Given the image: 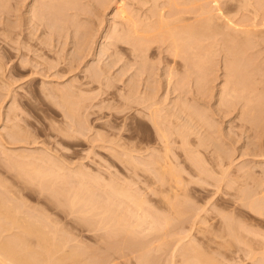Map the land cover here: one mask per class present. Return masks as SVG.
Segmentation results:
<instances>
[{"label": "rangeland", "instance_id": "374dc122", "mask_svg": "<svg viewBox=\"0 0 264 264\" xmlns=\"http://www.w3.org/2000/svg\"><path fill=\"white\" fill-rule=\"evenodd\" d=\"M144 1L38 0L33 21L36 0L0 6V202L17 211L6 222L0 207V224L37 220L44 234L20 235L31 250L18 245L43 263L76 247L85 263L106 257L105 263L138 264V255L117 259L110 247L121 241L108 234L117 227L106 225L121 217L136 225L137 215L154 217L159 229L168 222L148 264H183L181 255L205 259L216 204L232 207L240 192L264 198V37L244 40L240 30L219 29L215 18L198 23L193 13L186 25L194 31L179 24L178 33L161 19L174 14V0ZM188 1L176 9L191 7ZM195 1V8L205 4ZM223 1L237 24L255 20L264 31V0ZM86 38L92 41L82 52ZM158 159L169 160L166 176L181 188L173 214L171 193L154 182L162 178ZM112 187L146 200L144 211L115 198ZM234 217L264 236L257 216ZM150 226L137 228L139 239ZM3 235L0 242L10 238ZM41 239L47 242L36 247ZM65 239L74 241L66 246Z\"/></svg>", "mask_w": 264, "mask_h": 264}, {"label": "bare ground", "instance_id": "6f19581e", "mask_svg": "<svg viewBox=\"0 0 264 264\" xmlns=\"http://www.w3.org/2000/svg\"><path fill=\"white\" fill-rule=\"evenodd\" d=\"M4 1L6 3L7 0H0L1 8H2V6L4 7V5H5V7L9 8V5H8L9 2L5 4ZM22 1L24 2L25 0H19V2L23 3ZM37 1L38 0H36V2H34L32 4L31 9H32V11H34L33 17L31 18L32 21H33L34 17H37L39 15L38 8L35 7V4L37 3ZM178 1L179 0L176 1L177 4H179ZM185 1H187V0H185ZM191 1H193V2H191ZM191 1L189 2L190 3L189 5L191 7L187 8L186 10H184L185 7H182V6H187V4H183L182 6H180L179 8L182 7L181 9H179V8L176 9L177 4L175 3V0L172 1V3H174V6L172 4V6L170 8L172 10V8L174 9V7H175L176 10L175 9L173 10V11H175L174 14H171L172 11L168 13L167 16L169 18L167 16H165L167 12H165V14L161 13V14H163V15H161V19L164 22L166 29L172 30L175 32L177 31L179 33L178 25L181 24L184 27H186V30L189 33L193 32L194 27L191 26L193 24L189 23V24H187L188 26L186 25V23L192 21L191 18L187 17L186 14L193 13V15L195 16V21H197L198 23L199 22H205L207 24V22L212 20V18H215V22H216L219 29H222V30L226 29L227 30L228 28H233V29L240 30L244 40H248L253 35L258 36L259 38L264 37V31L260 30L257 23H255V20H254V22H252L249 25L247 24V25L241 26V25L237 24L235 21V15H232V13H233L232 8L231 7H225V5H227L226 1H223V0H210V1L209 0H203V2L205 4L203 3L204 5H202V6L199 5L198 8H195L198 6V5H195L197 2L195 0H191ZM144 2H146V1H144ZM46 9L49 10L48 7H46ZM169 11H170V9H169ZM169 19H172V20H169ZM42 25H43V27L47 26L46 24H42ZM34 29H35V27H34ZM88 36H89V34H88ZM88 36H86V37H88ZM89 39L91 40L92 38H89ZM88 40L86 38V41L84 42L85 46L80 41V43H82V45H80V47H79L81 49V50L79 49L80 51H82L83 48L86 49L87 47H89L87 45ZM91 41H90V44H91ZM86 45H87V47H86ZM132 52L137 57H140L135 48L132 49ZM2 64L3 63L0 62V67L3 68V66H1ZM141 75H143V74H141ZM133 90H134V88H133ZM137 92H136V94H138ZM70 111L71 110H68V112H70ZM153 123H154V126L156 127V129L158 131V134L161 135V138L165 139L167 137V134L163 130L161 124L158 122V120H155V119H153ZM15 134L17 135L18 133L15 132ZM15 134H13V135H15ZM131 151H135V149L134 150L131 149ZM138 164H140V163H138ZM153 164L158 168L157 172L159 174H161V177H162L159 179L157 177H155L158 179L157 181H154L155 184L157 185V189L160 193H163L164 191H166L168 189V191L171 193V199H170V201H168L169 207H167V210L172 214L176 213L178 211L176 206L181 203L180 199H177V198H181L182 195L180 193V189H181V188H179L180 186H178V184L177 185H171V183H172L171 181H173V180L171 178H167V176H166L169 172L170 167H171V163L169 162V160H166L165 162H163V161H160L158 159V160H154ZM151 166H152V163H151ZM112 190H113V196L115 198L122 197V198H125L127 200H130L132 205L135 207V210L138 211V213L144 211L143 205L146 202V200H144L143 198H140L139 196L133 195L129 190L117 189V188H113V187H112ZM184 190H185L184 192H186L187 188ZM254 195L256 196V193ZM254 195L251 199H247V198H245L244 193L240 192L238 194L239 200H237V202H235V204L232 207L231 206L219 207V205L216 204L217 205L216 206L217 207L216 212L213 213V216H211V219H209L210 220L209 221V227L207 230V236H206V242H205L206 248H204V250L207 254V257H205V259H204L202 254H201V256L197 254L193 258L187 259L186 256L181 255V258H182L181 263H183V264H234V263L235 264H245V261H246L245 257H246L248 260L253 261V263H255V264H264V236L263 237L261 236L259 238L258 237L259 235H257V233H255V232H257V229L255 226H252V225H246L245 226L243 223H241V221H237L234 217V215L239 214V212H240V214L243 213V214H247L250 216L255 215L258 217L256 219H259L262 223H264V198H262V199L259 198L256 200ZM177 200H179L180 203H177L178 202ZM163 202L165 204H167L165 201H163ZM1 203L3 205H4V203L0 202V207H1V209L3 208L5 211V208L2 207L3 205ZM5 206L7 209L5 211L4 219L6 220V222H10L11 220H13L14 215H16L17 211L15 212L13 210L14 207L9 210L10 205H8L9 207H7V205H5ZM1 212L3 215V211H1ZM226 212H229L230 214H232L231 217L225 216ZM0 217H1L0 219H3L1 214H0ZM136 217H137V224L136 225H132V224L127 223V219L125 217L124 218L126 220L123 217H121V219H117V218L114 219L113 218V221H108L106 223V225H112L113 224L112 225L113 227L114 226L117 227L115 230H113V233L112 232L108 233L109 236H113V238L119 239L121 241V244L116 245V246L111 245L110 248L112 250H114V253L117 255L118 260L127 259L133 255H136V256L138 255L137 256L138 258L135 257L138 260V264H141V263L142 264H148L149 259H150L149 257H151L150 253H149L150 252L149 249L157 250L161 247L160 240H162L163 237H166V234L162 235L161 232H162V230L165 229V226L167 225L168 222L166 223L165 226H162V228L159 229V227L157 226L158 222H156L154 217H152L150 215L147 216L146 218H142V217H140V215H137ZM122 218L124 220H122ZM148 219H151V221H148ZM34 220H36V219H34ZM1 224H0V235H1L0 237H2L3 234H7V237H10V238L9 239L7 238L6 241L3 240L4 242L3 241L0 242V264H39L40 262H42V260H43L42 258H44V257L41 258L42 260L38 259V258L35 259L32 256H34V255L37 256V254H34L33 251H32L33 255L30 256L31 251L29 252L28 248H24L27 245L30 246V243L23 244V243H25V241H21L22 239H20L22 237L20 235H22V234H24V236L26 237V236H32L33 234H42L43 233V231L41 229H39L43 226L41 224H39V222L37 220L34 221V223H31L30 220L27 221V218L26 219L24 218L15 227H13V226L5 227L4 225H1ZM98 224H100V223H98ZM145 224L151 225L149 228V233L144 236L145 239H139L137 236V234H138L137 228H141ZM44 229H45V227H44ZM17 230H19V231L17 232ZM3 237H4V235H3ZM41 240H42V242H41ZM41 240L39 241V243L37 242L38 245L37 244H34V245H36V247L37 246L39 247L40 243H42L40 245V247H42L43 244L45 242H47L43 239H41ZM27 241L28 240H26V242ZM43 241H45V242L43 243ZM71 241L73 242L74 240H71ZM71 241H69V239L68 240L65 239L63 241L64 242L63 245L70 244ZM20 242H22V243H20ZM18 243H20V245L23 244V246L24 245H26V246L20 247L18 245ZM47 243H50V241L48 240ZM50 245H51V243H50ZM15 246H17L16 249L14 248ZM29 246H27V247H29ZM66 246H64L65 249H66ZM64 247H62V250L64 249ZM73 247L74 246H72V249H73ZM17 248L18 249L21 248V250L23 249L24 254L27 253L24 250H27L29 256H27V254H26L25 257H22L24 255L23 252L22 251L20 252L19 251L20 249L18 250ZM75 248L73 250L71 249L72 250L71 253H68V255L70 254L69 256L66 254L63 255V256H68V257H62L63 260L59 259V258L57 259V257H55V259H53L51 256L49 258L50 260L48 259L49 261L44 260L45 262L44 263L42 262V263L46 264L47 262H49V264H50L53 261L51 264H93L92 262L85 263L84 261H82L80 259L78 260V257L81 258L85 254L83 252H81V250H77V248L76 249ZM29 249H30V247H29ZM47 251H49V250H47ZM47 251H45L46 254H48ZM82 251H83V249H82ZM240 253L244 254V256L239 255ZM19 254H20V256H19ZM41 254H43V253H41ZM73 257H75L77 259H75ZM105 258H104V260H105ZM201 258H203L204 260ZM73 259H75V260H73ZM88 259H90V257H88ZM88 259H87V261H88ZM104 260H101V262H102L101 264H111V262H112L111 261V262L105 263L106 260L105 261ZM114 260H115V258H114ZM171 260L173 263L174 262L173 259H171ZM196 260H198L199 262L196 263L197 262ZM38 261H40V262H38ZM66 261H69L70 263L69 262L66 263ZM62 262H65V263H62Z\"/></svg>", "mask_w": 264, "mask_h": 264}]
</instances>
